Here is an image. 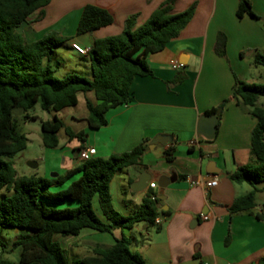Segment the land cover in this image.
I'll list each match as a JSON object with an SVG mask.
<instances>
[{"label":"crops","instance_id":"crops-1","mask_svg":"<svg viewBox=\"0 0 264 264\" xmlns=\"http://www.w3.org/2000/svg\"><path fill=\"white\" fill-rule=\"evenodd\" d=\"M165 1L50 0L44 8V17L38 19L39 12L34 13L18 32L29 43L53 33L67 38L71 49L75 44L88 51L95 40L119 35L131 17L135 20L133 29L142 26ZM239 1L177 0L172 14L182 13L193 4L196 5L195 14L178 38L169 42L163 51L145 59L152 76L133 79L131 102L109 111L107 124L98 130L88 129L84 122L86 117H72L74 124L82 126L73 132L85 134L84 142L63 141V145L69 143L76 162L58 169L56 161L60 154L67 156L68 151H60L59 143L52 150L42 146L46 172L53 170L61 176L82 163L77 155L79 149L94 148L96 158L107 159L129 152L145 142L146 150L140 162L118 173L109 184L110 206L122 216L135 212L148 194L159 196V179L176 177V181L162 191L165 199L161 200L160 209L169 211L167 219L159 216V223L153 228L137 224L127 230V235L120 229L108 234L113 237V244L116 239L125 238L132 252L140 255L146 264H258L264 259V223L253 216L256 213L264 215V183L252 187L235 184L228 178L241 166L257 164L250 147L255 120L250 109L239 105L231 94L235 79L258 84L259 67L253 65V58L255 54L264 55V0H249L253 13L261 21L247 16L237 19ZM87 5L109 12L114 22L92 34L76 36L82 10ZM219 33L226 37L224 58L218 57L214 51ZM60 48L55 50L51 62L54 72L59 66ZM78 56L85 61L84 70L90 78L87 54ZM173 62L184 66L173 70ZM181 75L184 80L174 84L173 81ZM83 97L84 106L86 99L93 102L90 95ZM223 101L227 103L218 117L215 135L208 139L198 133L199 119L203 115H211L207 114L211 110L221 108ZM257 106L264 108L260 100ZM40 121L46 120H39V127ZM205 130H208V125ZM157 135L171 137V143L165 146L156 143L150 150ZM192 141L195 142L193 146L190 145ZM171 147L175 152L173 160L168 161L164 151ZM210 163H214L219 174L207 172ZM36 165L30 169L35 171L39 168ZM142 174L149 175V182L143 191L135 193L130 186ZM79 177V173L75 174L60 187L54 183L50 191H60ZM214 178L217 186H203ZM150 184H155V188L151 189ZM254 190L256 207L251 213L230 217L228 207L233 201ZM94 201L96 216L107 223L97 198ZM72 205L75 204H67L68 207ZM194 255L200 258L195 260Z\"/></svg>","mask_w":264,"mask_h":264},{"label":"trees","instance_id":"trees-1","mask_svg":"<svg viewBox=\"0 0 264 264\" xmlns=\"http://www.w3.org/2000/svg\"><path fill=\"white\" fill-rule=\"evenodd\" d=\"M176 1L166 0L136 29H133L135 20L131 17L126 20L119 35L95 40L87 51L90 78L72 72L57 79L53 78L55 72L51 62L55 50L68 39L50 33L29 43L18 32L34 13L39 12L38 19H42L44 8L50 0H0V191L11 193L0 200V231L3 228H17L29 232L26 236L17 237L12 243L11 252L19 250L18 261L0 257V264H146L140 255L129 250L125 238L116 239L108 248L96 244L91 256L75 259L71 263L67 251L56 240V236L76 237L82 230L112 234L113 230H131L141 223L153 228L159 216L164 219L170 216L169 211L160 209L162 201L154 193L148 194L138 209L128 216L120 215L110 206V182L118 173L140 162L146 143L142 142L129 152L107 159L91 158L56 179L37 175L17 177L8 159L23 152L29 141L18 132L12 113L21 110L24 122L35 121L37 118L30 116L28 111L36 105L44 112L58 113L76 107L79 94L92 93L94 102L85 100L87 116L84 122L90 130L104 127L109 111L131 102L133 79L152 76L145 59L163 51L192 20L196 5H191L182 13L172 14ZM245 16L261 21L253 13L250 1L240 0L236 18ZM113 22L109 12L87 5L82 10L76 36L92 34L111 26ZM262 27L264 30V20ZM225 49L226 37L219 33L215 54L224 58ZM253 65L264 68V55L255 54ZM184 78L183 75L178 76L173 83H180ZM231 97L239 105L249 108L255 120L250 147L257 164L241 166L228 178L235 184L255 187L264 183V108L257 106L258 101L264 98V84H247L235 79ZM226 103L223 101L220 107L223 108ZM215 111L211 110L207 114ZM62 130L68 140H85L84 133H74L54 116L51 121H40L43 148L56 149L58 134ZM174 152V147L168 148L164 151L165 158L172 161ZM78 173L80 177L66 188L53 193L50 191L54 183L61 186ZM95 198L107 223L101 221L93 211L92 202ZM255 198L256 190L235 199L228 207L230 217L251 213L256 207ZM61 203L75 204V207L51 206ZM253 216L264 223L263 214L256 213ZM156 231H159V227ZM6 247L0 240L2 252H5ZM193 258L198 260L200 257L194 255ZM258 264H264V259Z\"/></svg>","mask_w":264,"mask_h":264},{"label":"rangeland","instance_id":"rangeland-1","mask_svg":"<svg viewBox=\"0 0 264 264\" xmlns=\"http://www.w3.org/2000/svg\"><path fill=\"white\" fill-rule=\"evenodd\" d=\"M58 61L59 66L56 67V72L53 75V78H63L65 75L75 72L78 76L83 78H89V75L84 70L85 61L78 56V54L72 50L68 43L66 42L62 48L58 51ZM258 71L260 73V77L258 79V84H264V68L259 67ZM93 99L94 97L92 93H88ZM84 95L79 94L78 99L79 103L74 108H68L58 113L54 112H44L40 109L38 105H36L32 110L28 111V114L33 116H37L39 119L35 121L24 122L22 120L23 112L21 110H15L12 113L13 120L17 125V130L21 134H24L29 143L27 148L16 155L15 157L8 159L12 163V166L16 172L17 177L29 176L30 173H35V175L40 177H46L48 179L52 178V174H56V171H48L45 170V164L43 162L45 158V154L42 152V143L40 137V127L39 120L51 121L54 116L60 119L65 127L69 128L72 131L80 130L82 128L81 125H76L72 121V117L75 118H84L87 116V111L84 106ZM261 104L264 105V98L260 99ZM222 109V108H221ZM67 140L64 130L60 131L58 134V143L60 144V151H68V155L60 154L57 162V168L62 169L65 168L67 164L75 163L76 160L73 156V153L70 152V145H63V141ZM77 139H72L71 143H78ZM64 159L66 160V164L63 165ZM28 163L38 164L39 168L32 171L30 167H28ZM60 187V186H59ZM55 192L54 190L51 191ZM11 193H8L4 190L0 191V200L2 196H9ZM51 206L55 208H66L67 204L61 203L60 205ZM71 207H75L72 205ZM93 211L98 214L96 210V202H93ZM124 233L127 235V230H124ZM29 232L26 230H21L17 228H3L0 231V240L6 244L5 252H2L0 249V257L8 259L12 262H17L19 257V250L14 253L11 252L12 243L19 236H26ZM56 240L59 242L61 247L67 251L68 260L71 263L75 259H81L86 256L92 255V248L94 247V243L99 242L105 248L112 246L113 237L108 234H101L92 230H82L80 234L76 237H58L56 236ZM132 252V248H129Z\"/></svg>","mask_w":264,"mask_h":264},{"label":"water","instance_id":"water-1","mask_svg":"<svg viewBox=\"0 0 264 264\" xmlns=\"http://www.w3.org/2000/svg\"><path fill=\"white\" fill-rule=\"evenodd\" d=\"M221 111H222V109L218 108L215 111V113H213L211 115H203V116H201L200 119H199V123H198V133L203 135V136H205L208 139L213 138L214 135H215V131H216V125L218 123V117H219ZM206 125H208V130H205ZM156 143H159V144L165 146V145L171 143V137L165 136V135H157L154 138V140L152 141L151 146L149 147L150 150L154 149ZM28 167L36 168L37 165L34 164V163H28ZM207 172L210 173V174H219V170H217L215 168L214 163H210L208 165ZM56 176H57L56 174L51 175L52 178H55ZM149 178H150L149 175L142 174L139 177L137 182L131 184V186H130L131 191H133L135 193L143 191L146 188V186H147V184L149 182ZM175 181H176V177L175 176H173V177H171L169 179H165V178L159 179L158 188L160 189V192H159L158 198L160 200H164L165 199V197L162 195V191L166 188V186L169 183H174Z\"/></svg>","mask_w":264,"mask_h":264},{"label":"built area","instance_id":"built-area-1","mask_svg":"<svg viewBox=\"0 0 264 264\" xmlns=\"http://www.w3.org/2000/svg\"><path fill=\"white\" fill-rule=\"evenodd\" d=\"M72 49L78 53L79 55H86L87 54V51L78 47L77 45L73 44L72 45ZM183 64L181 63H177V62H173L171 64V67L173 70H179L181 68H183ZM195 144V142H191L190 145L193 146ZM78 159L81 161V162H84V161H87L91 158H94L95 155H96V150L94 148H87V149H83V150H79L78 153ZM151 189H154L155 188V184H150L149 185ZM205 188H213L215 186H217V180L214 178L208 182H206L204 185H203ZM202 219L203 220H207V218L205 216H202ZM159 221L156 219L155 220V224H158Z\"/></svg>","mask_w":264,"mask_h":264}]
</instances>
